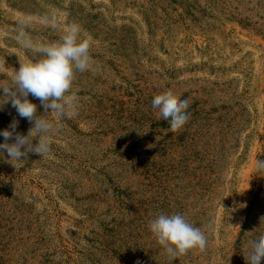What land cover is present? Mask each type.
I'll use <instances>...</instances> for the list:
<instances>
[{"label": "rangeland", "instance_id": "374dc122", "mask_svg": "<svg viewBox=\"0 0 264 264\" xmlns=\"http://www.w3.org/2000/svg\"><path fill=\"white\" fill-rule=\"evenodd\" d=\"M22 20L35 45L80 25L94 65L76 73L77 115L45 117L60 125L46 156L0 153V264H166L160 214L207 239L172 264H246L264 235V0H0V84L40 58ZM167 90L189 101L177 133L151 103ZM13 120L33 127L9 101L0 131Z\"/></svg>", "mask_w": 264, "mask_h": 264}, {"label": "clouds", "instance_id": "9594fccd", "mask_svg": "<svg viewBox=\"0 0 264 264\" xmlns=\"http://www.w3.org/2000/svg\"><path fill=\"white\" fill-rule=\"evenodd\" d=\"M29 23L30 20L19 22L16 39L25 49L39 53L40 58L20 61L11 82L0 84L3 91L0 109L10 101L21 118L33 123L27 135L16 131V120L0 131V136L4 138V143H0V153L6 151L10 161L22 160V157L27 158L30 153L42 157L50 152L51 135L59 130L60 125L45 117L50 112L62 119L77 115L78 96L71 91L76 73L89 71L94 65L90 54L91 38H80V25H68L65 34L55 42L35 45L25 30ZM50 23L55 27L54 16ZM4 63V60H0V66ZM29 95L40 101L43 115L37 114V105L28 99ZM151 103L153 109L158 110V116L168 122L169 130L173 133L182 130L191 118L187 111L189 101L180 99L172 90L155 95ZM34 139H37L35 144ZM255 168L264 171V160H258ZM149 228L167 255L166 264H172L173 260L187 255L192 249L200 252L206 250L204 232L189 223L182 214H160L149 222ZM249 243L250 250L244 255L246 264H261L264 259V235H259Z\"/></svg>", "mask_w": 264, "mask_h": 264}]
</instances>
